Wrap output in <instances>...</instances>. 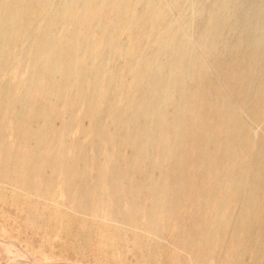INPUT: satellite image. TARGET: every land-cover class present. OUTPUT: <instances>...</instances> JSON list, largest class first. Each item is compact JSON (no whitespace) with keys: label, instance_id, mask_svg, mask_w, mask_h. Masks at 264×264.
<instances>
[{"label":"rangeland","instance_id":"rangeland-1","mask_svg":"<svg viewBox=\"0 0 264 264\" xmlns=\"http://www.w3.org/2000/svg\"><path fill=\"white\" fill-rule=\"evenodd\" d=\"M8 59H0V264H264L258 144L235 145V155L228 135L201 144L191 135L184 145L173 138L168 153L160 138L141 142L144 152L119 148L104 114L52 103L31 86L26 61Z\"/></svg>","mask_w":264,"mask_h":264},{"label":"bare ground","instance_id":"bare-ground-1","mask_svg":"<svg viewBox=\"0 0 264 264\" xmlns=\"http://www.w3.org/2000/svg\"><path fill=\"white\" fill-rule=\"evenodd\" d=\"M4 57L52 103L104 114L119 148L228 135L264 155V0H0Z\"/></svg>","mask_w":264,"mask_h":264}]
</instances>
